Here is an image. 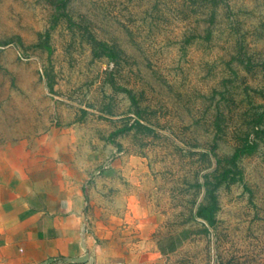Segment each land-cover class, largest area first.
I'll use <instances>...</instances> for the list:
<instances>
[{"label": "rangeland", "instance_id": "374dc122", "mask_svg": "<svg viewBox=\"0 0 264 264\" xmlns=\"http://www.w3.org/2000/svg\"><path fill=\"white\" fill-rule=\"evenodd\" d=\"M0 42V141L84 175L102 262L264 264V0H0ZM246 136L206 227L204 190Z\"/></svg>", "mask_w": 264, "mask_h": 264}, {"label": "crops", "instance_id": "0c3cea01", "mask_svg": "<svg viewBox=\"0 0 264 264\" xmlns=\"http://www.w3.org/2000/svg\"><path fill=\"white\" fill-rule=\"evenodd\" d=\"M83 182L20 138L0 141V264H106L86 228ZM186 236L160 238L156 254L176 253Z\"/></svg>", "mask_w": 264, "mask_h": 264}, {"label": "trees", "instance_id": "16d2710c", "mask_svg": "<svg viewBox=\"0 0 264 264\" xmlns=\"http://www.w3.org/2000/svg\"><path fill=\"white\" fill-rule=\"evenodd\" d=\"M64 6V1H60L58 4V8H62ZM48 34L45 33L43 39L35 44L33 47L43 48L49 53V46L47 44ZM94 42V46L97 50L102 51L107 55V57L111 58L113 53L112 51L107 48L104 44L99 42ZM8 43L0 42V46H5ZM128 93V92H127ZM256 143L254 140H248L247 136L243 139L242 144L237 147L231 156L225 160V168H222L218 175L216 176V182L213 184V189H206L204 190V197L206 203L204 205H200L197 207L194 218L199 219L204 226L211 227L214 223V213L216 211V200L213 194L214 189L224 181L234 182L233 174L236 173V163L237 161L245 155H250L256 150ZM231 175V176H230ZM203 187V186H202Z\"/></svg>", "mask_w": 264, "mask_h": 264}]
</instances>
